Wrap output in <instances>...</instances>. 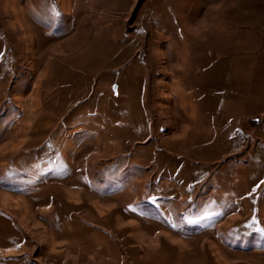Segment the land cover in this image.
Returning a JSON list of instances; mask_svg holds the SVG:
<instances>
[{
    "label": "rangeland",
    "instance_id": "obj_1",
    "mask_svg": "<svg viewBox=\"0 0 264 264\" xmlns=\"http://www.w3.org/2000/svg\"><path fill=\"white\" fill-rule=\"evenodd\" d=\"M0 264H264V0H0Z\"/></svg>",
    "mask_w": 264,
    "mask_h": 264
}]
</instances>
